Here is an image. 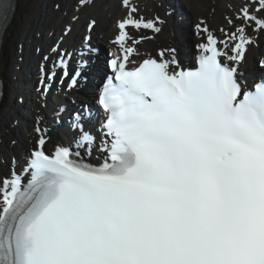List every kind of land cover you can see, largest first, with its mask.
Returning a JSON list of instances; mask_svg holds the SVG:
<instances>
[{"label": "snow or ice", "instance_id": "1", "mask_svg": "<svg viewBox=\"0 0 264 264\" xmlns=\"http://www.w3.org/2000/svg\"><path fill=\"white\" fill-rule=\"evenodd\" d=\"M123 4L130 12L113 41L122 55L108 61L98 98L104 162L94 166L78 150L94 143L79 114V139L51 151L37 126L24 164L0 177V264H264V85L244 91L236 79L245 28L225 33L232 55L209 34L195 71L176 70L166 58L174 49L129 68L126 29L159 33L163 22L137 19L130 0ZM252 8L264 13V0ZM14 12L13 0H0V29ZM241 13L264 31V17L248 6ZM55 77L41 78L44 92Z\"/></svg>", "mask_w": 264, "mask_h": 264}, {"label": "bare ground", "instance_id": "2", "mask_svg": "<svg viewBox=\"0 0 264 264\" xmlns=\"http://www.w3.org/2000/svg\"><path fill=\"white\" fill-rule=\"evenodd\" d=\"M103 1L105 0H84L83 3L82 0L16 1L14 16L4 29L2 38L1 73L6 81L7 94L0 109V157L5 163L4 165L0 163V177L9 173L10 158L17 156L18 160L22 161L34 144L37 138L35 126L39 125L42 120L41 104L48 95V91L44 92V85L40 83L41 78L46 74L36 77L35 87L23 86L22 76L29 75V71L33 67H39L40 70L49 68L47 74L55 71L56 77L59 76L58 81H60L61 70L53 66L52 60L59 56L60 50L64 47L68 49L84 47L86 43L83 38L90 34L87 27L93 21L95 23L91 30L92 42L104 50L113 48L109 42L119 31L118 23L127 18L130 8L123 4V0H111L110 6L113 8H105L102 5ZM191 1L176 0L182 6L188 19L182 22H177L176 19L173 24L170 21L169 9L164 10L158 0H130L131 6L137 9L133 14L137 19L143 17L154 20L159 17L163 22L158 25L161 27L159 33L153 30H137L131 26L126 29L130 37L127 44L135 49L137 62L159 48L174 49V53H166V57H169L175 54L182 44L190 45L193 52L196 53L194 51L195 44L203 41L208 32L214 33L220 38V41H224L221 46L228 44L227 48H229L232 41L227 39L225 33H232L237 28L244 27L250 43L247 45L246 56L240 67L242 69L259 67L261 71H264V66L261 64V61H264V31H258L255 24H244L241 19H238L242 14L241 9L245 6H248L252 14L258 18L264 17V13H257L252 8L256 0H205V3L201 4L202 6H196L197 8L191 6ZM220 12L224 16L233 15L232 19L228 18L232 23L229 24L228 21H225L220 16ZM197 24L208 31L202 32L197 28L194 29L193 27ZM184 26L190 28L188 33H185L187 30L182 28ZM66 28L70 31L67 36H64L63 31ZM197 31L198 35L195 34ZM81 33L83 36L80 41ZM141 37L144 39H140ZM133 40H138L139 43L133 44ZM184 40H187L189 45ZM185 46L184 48H186ZM54 47L58 48V53L52 52ZM114 49L118 52L116 47ZM45 57L48 59L45 60ZM14 76L18 80L17 84H13ZM56 77L50 82V85H53ZM14 85H16L15 89H13ZM54 85L57 89H64L62 85H59V82ZM31 88L34 89V92L30 95ZM23 95L27 96V103L29 102L33 107L31 113L34 119L25 126V137L22 140H16V115L17 111L22 108ZM5 104L9 105V108ZM39 120L40 122H38ZM95 156L100 159L103 154L98 153Z\"/></svg>", "mask_w": 264, "mask_h": 264}, {"label": "rangeland", "instance_id": "3", "mask_svg": "<svg viewBox=\"0 0 264 264\" xmlns=\"http://www.w3.org/2000/svg\"><path fill=\"white\" fill-rule=\"evenodd\" d=\"M205 0H192L191 2H192V4H191V6L193 7V8H197L196 6H202L205 2H204ZM111 0H105V1H103L102 2V5L105 7V8H113V6H110L111 4ZM202 4V5H201ZM206 6V5H205ZM213 6H216V5H213ZM208 7V6H207ZM217 7V6H216ZM208 8H210V7H208ZM220 8V7H219ZM208 10V9H207ZM111 12V11H110ZM222 12V11H221ZM220 12V16L221 17H223V19L225 20V21H229L228 20V18L230 17L231 19L234 17L233 15H225L224 16V14L223 13H221ZM82 34V33H81ZM81 34H80V36H81ZM155 54V51H153V55Z\"/></svg>", "mask_w": 264, "mask_h": 264}]
</instances>
